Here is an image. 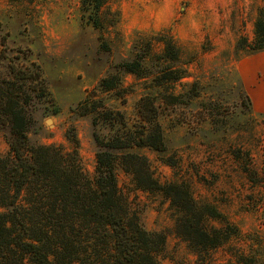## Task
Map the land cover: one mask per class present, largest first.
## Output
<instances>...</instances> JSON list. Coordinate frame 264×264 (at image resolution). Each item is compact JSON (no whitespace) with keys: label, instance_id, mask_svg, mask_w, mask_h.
Wrapping results in <instances>:
<instances>
[{"label":"rangeland","instance_id":"rangeland-1","mask_svg":"<svg viewBox=\"0 0 264 264\" xmlns=\"http://www.w3.org/2000/svg\"><path fill=\"white\" fill-rule=\"evenodd\" d=\"M259 9L264 11V0H108L117 29L110 33V52H104L96 32L82 21L80 0H0V73L9 78L13 64L14 71L35 75L26 106L31 142L74 146L83 174L92 178L94 137L106 141L110 134L101 115L80 116L79 103L94 94L101 106L97 112L111 117L118 112L134 130L139 98L154 91L127 75L126 96L116 99L98 91V82L128 56L136 33L167 30L185 53L196 55L192 78L183 82L198 85L177 87L183 93L172 104L156 101L163 150L134 151L147 159L159 184L184 182L197 201L209 203L236 227L238 237L210 251V264H242L241 257L264 264V50L235 54L238 42L253 41ZM8 136L0 126V156L8 153ZM236 150L239 159L247 153L253 158L254 180L233 158ZM115 175L142 227L165 236L158 263L204 264L175 236V215L166 198L137 189L118 166Z\"/></svg>","mask_w":264,"mask_h":264},{"label":"trees","instance_id":"trees-1","mask_svg":"<svg viewBox=\"0 0 264 264\" xmlns=\"http://www.w3.org/2000/svg\"><path fill=\"white\" fill-rule=\"evenodd\" d=\"M107 5L108 0H80L82 21L96 32L104 52H110V33L117 29ZM253 35L249 45L238 42L236 55L239 50H264L262 9L257 12ZM196 60V55L185 53L167 30L156 35L135 34L128 56L110 66L98 82V91L123 99V79L128 75L143 81L154 93L139 98L140 122L134 130L118 112L114 117L107 111L97 112L101 106L94 94L79 103V115H101L110 134L106 141L94 137L97 151L92 178L83 174L74 146L65 150L31 142L26 106L35 75L14 71L13 64L9 78L0 73V126L9 133L8 153L0 156V264H159L157 256L164 249L165 236L142 227L117 188L116 166L131 175L137 189L159 192L166 198L175 215L174 234L197 260L210 264L211 250L238 237L236 227L212 205L197 201L184 182L159 184L147 159L134 151L163 150L156 101L172 104L183 93L177 87L198 85L197 80L183 82L192 78L189 68ZM239 154L236 150L232 156L254 180L256 174L249 173L253 158L247 153L245 160L239 159ZM241 258L242 264H255Z\"/></svg>","mask_w":264,"mask_h":264}]
</instances>
